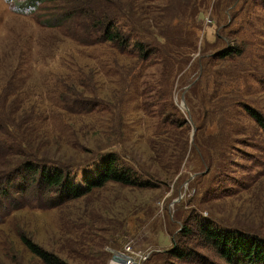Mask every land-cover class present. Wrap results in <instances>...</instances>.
I'll return each mask as SVG.
<instances>
[{
    "label": "rangeland",
    "instance_id": "1",
    "mask_svg": "<svg viewBox=\"0 0 264 264\" xmlns=\"http://www.w3.org/2000/svg\"><path fill=\"white\" fill-rule=\"evenodd\" d=\"M111 1L155 48L147 60L83 43L89 4L55 24L74 0H0V122L19 124L31 154L77 165V178L93 176V152L112 150L149 185L107 181L51 207L29 193L3 200L24 201L0 209V264H45L23 235L68 264L122 253L134 264H229L181 233L200 216L264 238V0ZM231 46L240 53L223 56ZM77 96L94 109L64 110ZM12 158L0 153V171Z\"/></svg>",
    "mask_w": 264,
    "mask_h": 264
},
{
    "label": "trees",
    "instance_id": "2",
    "mask_svg": "<svg viewBox=\"0 0 264 264\" xmlns=\"http://www.w3.org/2000/svg\"><path fill=\"white\" fill-rule=\"evenodd\" d=\"M74 1L71 4V10L54 20L53 23L61 24L72 17L75 19L79 15L74 16L76 12L74 6L89 4L84 9L80 7V11H77L79 14H83L86 25L82 28H84V32L89 31L86 36L91 38V41L83 43H108L118 52H132L141 61L147 60L153 53V49L155 51V48L151 47L146 38L134 27L136 26L135 22L124 8L120 6H117V8L110 7V2L112 3L113 1ZM234 1L236 0H233V3ZM240 1L247 2L248 0ZM49 9L54 10L52 7ZM225 51L227 52L223 53V56L232 52L240 53V49H236L234 46L229 47ZM77 97L78 99L74 103L65 104L64 110L81 113L88 108V105L91 110L94 109L91 100L83 96ZM75 103L76 105H74ZM95 105L100 107L102 104L98 101ZM247 110L254 119L260 122L256 112H253L249 107H247ZM0 125L5 132V136H0L1 156L11 154L12 159L17 160L6 170L0 171V209L2 212L11 208H19L28 193V197L36 196L37 198L39 196L42 199L43 196L45 206L51 207L66 198L79 197L94 187L102 186L107 181L125 185H149L148 181L141 179L142 177L137 172H134L132 168L117 167L115 161L118 159V155L112 150L93 152L90 156L93 160L92 163H98V166L91 170L93 176L88 174L77 178L74 174L75 171H73V167L77 165L66 164L65 162L31 154L30 148L23 144L26 138L24 139V131L19 134V124L17 122L15 123L8 119L4 123L0 122ZM13 187H15V192L17 193L9 195L7 192ZM16 195L21 197V199L23 197L24 200L21 201L20 198L15 197L17 201H13L8 205L4 203V201ZM192 232H196L194 233L195 237L199 236L203 244L208 243L212 246L219 256L223 257L229 264H264V238L259 234L248 232L243 228L218 226V223L214 221H203L200 216H196L189 228H184L181 234L188 236ZM21 239L24 245L45 264H68L57 255L40 248L24 235L21 236ZM183 249H180L179 246H174L169 253L178 259L187 258V252Z\"/></svg>",
    "mask_w": 264,
    "mask_h": 264
},
{
    "label": "built area",
    "instance_id": "3",
    "mask_svg": "<svg viewBox=\"0 0 264 264\" xmlns=\"http://www.w3.org/2000/svg\"><path fill=\"white\" fill-rule=\"evenodd\" d=\"M122 256H112L110 258V264H134V258H131L125 253L120 254Z\"/></svg>",
    "mask_w": 264,
    "mask_h": 264
}]
</instances>
